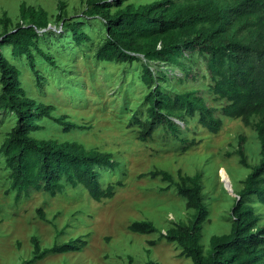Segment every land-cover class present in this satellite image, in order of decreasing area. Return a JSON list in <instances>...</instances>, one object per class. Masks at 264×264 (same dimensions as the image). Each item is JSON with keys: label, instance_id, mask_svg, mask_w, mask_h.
<instances>
[{"label": "rangeland", "instance_id": "1", "mask_svg": "<svg viewBox=\"0 0 264 264\" xmlns=\"http://www.w3.org/2000/svg\"><path fill=\"white\" fill-rule=\"evenodd\" d=\"M66 3V13L56 21L58 3ZM136 5L158 0H127ZM22 3L41 8L49 15L50 29L41 32L40 47L52 56L55 66L35 54L39 80L25 57L14 58L8 47L1 50L22 71V82L28 95L38 102L55 107L54 116L76 125L66 131L53 120L39 123L42 129L33 135L57 143L77 142L89 150L111 152L116 167L99 169L104 188L115 186L112 199L96 202L83 189L67 182L55 197L32 191L16 200L11 189L10 171L0 153V264H193L181 255L177 244L169 243L162 235L180 223H187L194 211L186 208L174 185L157 177L154 170H164L178 181V171L194 176L202 174V197L208 210L204 224L203 244L209 247L212 235L227 234L231 230V209L251 168L260 160L257 133L240 119L224 117L218 134L209 133L195 121L182 127L180 138L195 140L185 151L182 142L160 127L153 140L143 143L137 139L133 117H146V96L151 91L142 81V67L138 62L112 63L95 58L97 48L106 38L104 24L99 17L88 14L86 0H0V20L4 13L12 19V26L21 22ZM85 22L83 32L89 41L78 45L65 24ZM28 23L29 21H24ZM3 26L0 21V34ZM186 66L192 74L183 78L182 64L165 67L162 86L174 93L205 88L209 78L201 58L186 52ZM190 60V62L188 61ZM191 60L193 62L191 63ZM203 90L198 93H202ZM1 93V84H0ZM210 101L209 96H205ZM12 113L0 114V147L15 125ZM240 138H244L240 142ZM242 146L248 165L237 154ZM254 205L264 226V208L255 199ZM44 214V219L39 214ZM150 221L157 231L137 234L130 231L134 222ZM36 237L41 248L56 243L81 239L86 246L79 252L49 253L43 258L34 256L31 239ZM150 242H155L151 244ZM80 244V242H79Z\"/></svg>", "mask_w": 264, "mask_h": 264}, {"label": "trees", "instance_id": "2", "mask_svg": "<svg viewBox=\"0 0 264 264\" xmlns=\"http://www.w3.org/2000/svg\"><path fill=\"white\" fill-rule=\"evenodd\" d=\"M88 14L99 17L104 24L106 38L97 48L98 61L112 63L138 62L141 79L151 89L146 96V117H133L137 139L143 143L153 140L160 127L182 142L187 151L195 140L180 138L182 127L195 121L209 133L218 134L224 117L240 119L252 128L260 142V160L251 168L231 209L232 225L227 234L212 235L205 250L204 224L209 210L202 197V174L194 176L178 171V181L164 170L150 172V177L162 178L174 185L186 208L193 210L187 223H180L162 235L169 243L182 249L181 255L193 264H264V226L256 207L247 202L255 199L264 208V0H158L136 5L127 0H86ZM66 3L59 1L56 21L63 19ZM21 22L14 28L12 19L3 14L0 34V114L12 113L15 125L0 147L10 171L11 189L16 200L32 191L55 197L67 182L76 189L85 190L96 202L112 199L115 186L104 188L100 181L101 168L116 167L111 152L89 150L77 142L57 143L43 140L33 134L42 129L45 119L66 125V131L76 125L56 118L54 106L30 97L24 87L22 71L5 55L8 47L14 58L25 57L39 80L35 54L55 66L52 56L40 47L41 32L49 30V15L41 8L22 3ZM24 21H29L25 23ZM85 22L65 24L78 45L89 41L82 30ZM186 52L201 58L209 78L207 86L199 90L174 93L162 86L165 67L182 64L185 80L192 74L186 66ZM190 62V60H188ZM193 60H191V63ZM203 90L200 94L199 91ZM205 96L210 97L207 101ZM244 138H240L243 142ZM237 154L242 165L249 167L247 156L239 146ZM44 219V214L39 209ZM133 233L152 234L157 231L150 221L134 222ZM34 256L43 258L49 253L79 252L86 242L81 239L56 243L41 248L36 237L31 239ZM80 242V244H79ZM155 244V242H150ZM148 264H154L149 261Z\"/></svg>", "mask_w": 264, "mask_h": 264}, {"label": "water", "instance_id": "3", "mask_svg": "<svg viewBox=\"0 0 264 264\" xmlns=\"http://www.w3.org/2000/svg\"><path fill=\"white\" fill-rule=\"evenodd\" d=\"M49 28H50V26H49Z\"/></svg>", "mask_w": 264, "mask_h": 264}]
</instances>
